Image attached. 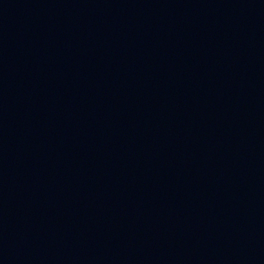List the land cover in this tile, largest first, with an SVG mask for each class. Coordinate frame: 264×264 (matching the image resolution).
<instances>
[{
    "label": "water",
    "instance_id": "1",
    "mask_svg": "<svg viewBox=\"0 0 264 264\" xmlns=\"http://www.w3.org/2000/svg\"><path fill=\"white\" fill-rule=\"evenodd\" d=\"M0 16L94 29L189 30L264 22V0H0Z\"/></svg>",
    "mask_w": 264,
    "mask_h": 264
}]
</instances>
